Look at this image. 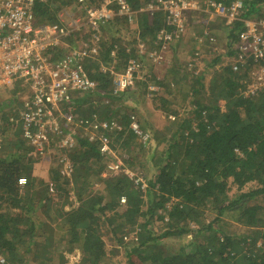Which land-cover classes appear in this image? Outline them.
Here are the masks:
<instances>
[{
  "label": "trees",
  "instance_id": "16d2710c",
  "mask_svg": "<svg viewBox=\"0 0 264 264\" xmlns=\"http://www.w3.org/2000/svg\"><path fill=\"white\" fill-rule=\"evenodd\" d=\"M105 1L47 0L36 2L33 13L37 23L66 26L58 18L65 7L73 4L81 16L80 21L85 22V7L101 8ZM110 1L111 15L102 25L108 32L116 25L132 24L130 21L134 19L137 21L136 43L148 46L160 31H174L166 12L144 10L149 0H124L130 15L120 14L119 5ZM189 14L192 19L198 12ZM242 17L245 20L264 18V0H251ZM219 21L226 38L224 56L231 58L234 55L231 45L242 23L226 26L223 20ZM204 28L200 30V37L192 38L193 43L203 39L209 45L211 38H219L215 34L209 36L208 31L207 36ZM79 35L80 31H76L64 40L72 41ZM63 41L59 47L46 50L51 61H57L60 53L67 51ZM102 46L105 50L102 54L99 51L98 58L97 54L84 58L81 64L87 78L101 91L96 95L112 98L106 89L112 87L113 73L123 72L137 55L133 49L125 54L121 49L114 52L112 44ZM221 57L217 56L207 68L222 63ZM113 63V69H109ZM221 66L206 98L201 76L193 77L195 86H188L187 95L191 96L190 103L194 107L193 119L181 118L182 122L176 120V123L156 119L165 128L169 123L176 128L159 154L158 162H150L155 170L146 180L144 193L141 184L134 183L124 170L136 162L133 165V161L125 160L123 165H117V160L113 162L116 168L106 169V157L120 149L126 151L139 137L130 127V114H122L119 121L120 112L110 108L99 112L98 106L91 104L90 93L96 92L95 89L89 93L87 90L75 92L73 98L60 105V110L77 122L87 121L83 127L89 121L118 120L121 130L104 131L108 137V153L100 150L98 134L90 140L89 130L65 123L60 117L64 131L75 130L74 145L70 149L60 148L57 146L60 139L53 135L43 153H38L22 137L20 122L7 123L0 144V264L31 261L32 264H69L75 254L81 264H104L101 233L104 226L123 245L127 264H264V91L245 96L248 70L234 73L229 63ZM156 83L159 87L157 108L163 111L165 119L169 115L179 118L176 111L168 108L170 101L162 98L164 93L170 94L169 86ZM19 86L31 96L28 86L21 82L11 87L16 90ZM23 99L18 103L19 108L23 106ZM143 123L139 128L142 131L143 127L147 135L142 146L156 143L157 138L169 139L167 131L158 132L142 126ZM152 150L154 148L149 147V151ZM55 151L61 156L55 160L57 167L53 168L45 158ZM65 161L69 176L68 172L60 171ZM250 184L255 185L250 187ZM231 188L236 191L232 198L228 196ZM256 200L258 203L249 204ZM226 213L229 218L224 223L242 226L244 233L237 235L220 229L219 223H223L222 216ZM206 214L213 216L206 220ZM140 219L144 222L139 223ZM155 223L162 226L160 235H154ZM129 231H134L135 236L125 242ZM58 232L60 240L65 242L62 250L52 242ZM204 232L209 233L204 237L205 244L194 246L190 240L175 252L161 249L162 239L184 235L195 238ZM188 246L190 252L183 248Z\"/></svg>",
  "mask_w": 264,
  "mask_h": 264
},
{
  "label": "built area",
  "instance_id": "2783aa9c",
  "mask_svg": "<svg viewBox=\"0 0 264 264\" xmlns=\"http://www.w3.org/2000/svg\"><path fill=\"white\" fill-rule=\"evenodd\" d=\"M45 1L47 0H0V91L11 88L15 82H21L28 86L31 93L30 97H24L19 116L13 123L16 125L20 122L22 137L38 153H43L50 140H53V135L60 139V148L70 149L74 145L75 130L70 128L64 131L59 117L65 119V123L89 130L90 140L98 134L100 150L108 153V137L104 131L110 133L121 130L117 121H89L83 127L87 121L78 123L73 116H65L60 110V105L73 98L75 92L94 91L95 85L87 78L81 62L84 58L96 55L95 48L86 50L87 52L70 51L55 62L51 61L46 50L59 47L68 34L80 31L85 25L97 31L100 23H105L111 15L108 8L111 1L101 8H86V22H81L77 16L66 26L37 23L33 13L34 4ZM112 1L119 5L120 14H131L124 0ZM249 2L251 0H149V6L145 10L163 11L169 15L168 22L174 26V31H160L157 38L163 41L181 36L186 32L189 13H199L205 8L209 16L213 14L217 19L223 20L226 26H232L235 22L242 23V28L237 31L231 45L234 55L225 58V61L234 73L248 70L244 94L250 96L264 91V18L245 20L242 17ZM204 34L208 36L206 31ZM134 72L135 66L130 64L124 73H113L117 75L113 82L115 91L129 88ZM27 78L31 80L30 83L26 81ZM130 127L132 131L139 133L135 122Z\"/></svg>",
  "mask_w": 264,
  "mask_h": 264
},
{
  "label": "rangeland",
  "instance_id": "374dc122",
  "mask_svg": "<svg viewBox=\"0 0 264 264\" xmlns=\"http://www.w3.org/2000/svg\"><path fill=\"white\" fill-rule=\"evenodd\" d=\"M108 1L109 0H106L105 2L107 3ZM93 6L95 7V5H92L91 7L86 6L85 8L89 9ZM146 6L148 7L149 4L145 3L144 10ZM62 10L63 11L59 12L58 18L60 17L61 20L66 24H68L71 19H75L78 16V12L76 11V9H74L73 4L70 7H65ZM109 10L111 12V9ZM83 19L85 20V17ZM134 21V19L131 20L130 22L132 24H129L127 26L116 25L109 32L107 31V29L103 28V24H106V21H104L105 23L103 24L100 23L99 27H97V31H94V28L91 29L90 27L88 28L86 26H83V29L80 28V35L72 40L74 42L72 43V41H65V46L67 50L66 52H81L82 50L88 51L92 48H95L97 58L100 53L99 51H101L102 54L105 50V47L102 46V44H112V46L114 47V52L117 49H121L125 54L126 52H129L133 49L134 53L137 55V59H130L131 61L127 65V67L130 64H134L135 66V72L132 76V84L129 88L117 92L113 88L114 84H112L111 88L106 89V92H110L112 94V98L105 95L97 96L96 93H100L101 91L96 88V92L90 94L92 98L91 104L94 107L98 106V108H96L97 110H99V112H105L107 111V108H110V110L113 109L115 112H120V117H117L119 121L122 120V114L125 113L130 114L132 120H136L139 133L134 134H137L140 140L135 139L134 143L130 144L126 151L122 149L114 151V154L112 156L106 157L105 163L106 169H114L117 165H123V162L125 160H131V162L133 161V165L134 162H136L134 166L126 167L124 170L128 177L131 178L132 181L134 180V183L141 184L140 189H142L144 193V190L146 188V180L151 177L152 173L155 170V167L152 166L150 162H158L159 154L164 151L165 147L170 142V136L176 128V126H172L173 124L170 123L167 124L168 128H165L163 124L159 121H156V119L160 117L161 120H174L175 122L169 120L172 123H176V120L182 122L181 118L193 119L194 107L190 103L191 96L187 95L189 92L188 86H195L193 77H202V84L204 86L203 95L206 98L211 86H214L216 75L222 68L221 65L227 64L228 62L225 61V58L227 57L224 56L226 52V38L222 31L223 25L213 14L209 16V14L207 13V8L196 14L195 17L193 16L192 19L191 16L188 17V26L186 32H184L181 36L179 35V37H175L171 42H165L161 40V44H159L160 39H158L157 37L156 40L152 41V43H150L149 41L147 43L148 46H144L141 42L137 44V21ZM204 24L206 25L205 28L201 26ZM201 28H204L203 33L205 31H208L209 36H214L215 34V36L219 38H217V40L210 39L209 45L205 44L203 39L198 41L197 44L193 43L192 38L200 37ZM148 39L149 38H147V40ZM66 52L60 53V57L65 55ZM219 55H222V63L220 62L214 66L207 68V64L212 62ZM113 67L114 63L109 66V69H113ZM127 67L123 69V72L116 74L120 75L124 73ZM141 67H143V69H140ZM116 76L117 75H113L112 82L116 81ZM26 81L28 83L31 82V80L28 78L26 79ZM156 82H163L162 85L169 86L170 94L165 95L164 93L162 98H164V100L168 99V101H170L168 108L176 111L179 118L169 115L165 119L164 114L162 113L163 111L160 108H157V105L159 103V96L156 97V95L159 92V87ZM24 96H26V91L22 86H19L16 90L15 88L11 87L7 90L0 91L1 141H3L4 139V126L7 123H12L17 119L15 112L18 114L20 110L18 103H20ZM142 122H144L142 126H146L149 129L158 130V132H160L161 130L164 132L167 131V133L169 134V139L160 140L159 138H157L155 139V142L157 143L159 139L158 145L156 143H153L151 145L148 144L147 146H142L141 143H143V141L145 140L144 136L147 135L146 133H144L145 131L143 130V127L142 131L139 128V125L141 126ZM166 123L167 121L165 122V124ZM55 144L57 145V143L54 142V145ZM149 147L154 148V150L150 152ZM60 156L61 155L55 151L49 153L48 156H46L45 160H47L48 163L51 164L53 168H55L57 167V165H55L54 162L55 160L59 159ZM63 157L66 159L64 155ZM160 157L162 156L160 155ZM67 160L68 159H66V161ZM117 160L118 163H116ZM66 161L62 163L64 167H60L61 173L64 174L68 172ZM114 161L117 165L113 163ZM69 174L70 172H68V174L66 175L69 176ZM254 185L255 184H250L249 186L254 187ZM248 188L244 190L246 191ZM235 193V189L231 188L228 196L232 198V195H234ZM255 202L258 203V200L252 201L249 204L252 205ZM259 203L262 204L261 201ZM37 214H40L39 211ZM212 216L213 215L211 214H206V220L207 218L210 219V217ZM227 218H229L228 213L222 216L223 223L228 222ZM138 222L142 223L144 222V219H140ZM223 223H219L220 229L223 231H228L232 234L237 235L244 233V229H242V226H238L237 224H235L234 226H230L226 223ZM152 230L154 231V235H160L162 233V226L160 227L159 224L155 223ZM134 231H129V236L126 238L125 242H129V239H132L133 236H135ZM101 233L102 240L105 246V258L103 260V263L127 264V258L124 254L125 251L123 250V245L118 242V239L107 230L106 226L101 227ZM206 234L209 235V233L204 232L199 234L195 238L192 237V235H184L177 238H169L165 240L162 239L161 242L163 241V243H161V249L163 248L162 250H164L165 252H175L181 246H183V244H185L187 241L189 242L190 240L194 246H196L197 244H205L207 243L204 238ZM52 242H54V245L61 250L62 246H64L65 244L64 241L60 240V232H58V234H54ZM183 248L186 251L190 252L191 248L189 246ZM74 256L75 257L71 259L69 264H81L80 257H78L77 254H75ZM32 263L33 262L31 261L28 264Z\"/></svg>",
  "mask_w": 264,
  "mask_h": 264
},
{
  "label": "clouds",
  "instance_id": "9594fccd",
  "mask_svg": "<svg viewBox=\"0 0 264 264\" xmlns=\"http://www.w3.org/2000/svg\"><path fill=\"white\" fill-rule=\"evenodd\" d=\"M132 122H135V121H134V120H132ZM132 122H131V123H132ZM135 123H136V122H135Z\"/></svg>",
  "mask_w": 264,
  "mask_h": 264
}]
</instances>
